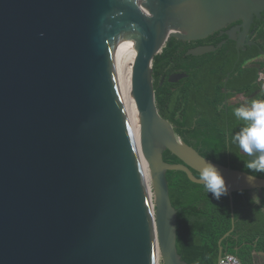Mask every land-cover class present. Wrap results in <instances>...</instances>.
<instances>
[{"label":"water","instance_id":"water-1","mask_svg":"<svg viewBox=\"0 0 264 264\" xmlns=\"http://www.w3.org/2000/svg\"><path fill=\"white\" fill-rule=\"evenodd\" d=\"M263 11L264 0H0V264H157L156 247L163 264H187L168 171L203 185L192 171L215 165L231 209L233 193L264 190V178L250 181L176 136L152 77L171 39L203 40L236 21L246 31ZM124 38L135 50L139 149L117 54ZM165 151L181 163L164 162ZM233 230L232 215L224 238Z\"/></svg>","mask_w":264,"mask_h":264},{"label":"trees","instance_id":"trees-1","mask_svg":"<svg viewBox=\"0 0 264 264\" xmlns=\"http://www.w3.org/2000/svg\"><path fill=\"white\" fill-rule=\"evenodd\" d=\"M261 28L264 38V23ZM185 50L182 42L171 39L154 58L152 77L159 115L173 126L176 136L203 158L264 178V172H253L246 167L260 153H244L234 138L249 122L234 114L228 118L225 108L219 110L215 105L210 106L207 87L214 76L211 59H205L196 68L195 57L186 58ZM226 52L225 48L219 50L222 55ZM228 70L221 75L220 81L223 82L226 72H230ZM172 73L187 77L171 84L168 77ZM243 73L238 67L231 72V76L240 77ZM223 86L216 89V95H221V103L225 99V95L222 96ZM163 161L181 163L169 151L163 153ZM192 173L199 178V173ZM166 179L171 204L177 211L176 247L181 259L187 264H217L218 242L232 229L233 215L234 230L222 240L221 246L224 255H233L245 264L242 248L264 238V231H259L264 229V190L259 201L251 197L252 191L233 193L231 209L228 194L217 201L204 185L192 183L183 172L168 171Z\"/></svg>","mask_w":264,"mask_h":264},{"label":"flooded vegetation","instance_id":"flooded-vegetation-1","mask_svg":"<svg viewBox=\"0 0 264 264\" xmlns=\"http://www.w3.org/2000/svg\"><path fill=\"white\" fill-rule=\"evenodd\" d=\"M241 23V21L233 22L203 40L179 41L186 47V58L190 57L186 54L191 49L199 47L217 48L221 45L215 51L195 57L194 65L199 68L205 59H211L214 76L209 87H207L211 100L210 106L215 105L219 110L225 108L228 118L233 115L235 108L249 107L254 100H264V38L260 32L262 30L261 25L264 23V11L261 14V20L255 17L248 30L245 31L243 27L239 29ZM223 48L227 50L224 55L219 53V50ZM238 67H241L244 72L243 76L232 77L231 72H234ZM227 69L230 72H226L227 76L222 82L220 81L221 75ZM173 74L177 73L170 75ZM163 81L164 78L161 83ZM220 85H225L222 90V96L225 95V99L222 100V103L220 102L221 95H216V89ZM201 92L199 91V93Z\"/></svg>","mask_w":264,"mask_h":264},{"label":"clouds","instance_id":"clouds-1","mask_svg":"<svg viewBox=\"0 0 264 264\" xmlns=\"http://www.w3.org/2000/svg\"><path fill=\"white\" fill-rule=\"evenodd\" d=\"M233 114L235 117L249 122L248 126L234 137L239 143V148L249 155L254 151L260 153L256 159L248 162L246 167L253 172H264V100H254L249 107H237ZM255 179L256 176L249 175L250 181ZM199 181L203 183L205 190L212 194V198L217 201L221 196L228 194L225 178L211 163H203L200 167Z\"/></svg>","mask_w":264,"mask_h":264},{"label":"bare ground","instance_id":"bare-ground-1","mask_svg":"<svg viewBox=\"0 0 264 264\" xmlns=\"http://www.w3.org/2000/svg\"><path fill=\"white\" fill-rule=\"evenodd\" d=\"M131 44L132 43L130 38L121 39L118 43L117 54H118L124 96L127 104V109L129 113L135 144L137 145L138 148L140 141L141 127H140L139 113L136 107V103L133 97V90H132V72H133V64L135 62V50ZM140 165L144 175L145 182L147 183V185H149L150 172L147 163L142 159V157L140 159ZM159 255H160L159 248L156 247L157 262L159 260Z\"/></svg>","mask_w":264,"mask_h":264},{"label":"crops","instance_id":"crops-1","mask_svg":"<svg viewBox=\"0 0 264 264\" xmlns=\"http://www.w3.org/2000/svg\"><path fill=\"white\" fill-rule=\"evenodd\" d=\"M251 197L256 201L263 198L262 192L252 191ZM264 231V229L259 230ZM242 256L246 259L245 264H264V238L257 239V242L244 246L242 248Z\"/></svg>","mask_w":264,"mask_h":264},{"label":"built area","instance_id":"built-area-1","mask_svg":"<svg viewBox=\"0 0 264 264\" xmlns=\"http://www.w3.org/2000/svg\"><path fill=\"white\" fill-rule=\"evenodd\" d=\"M220 264H241V262L235 256L226 254L223 256Z\"/></svg>","mask_w":264,"mask_h":264},{"label":"rangeland","instance_id":"rangeland-1","mask_svg":"<svg viewBox=\"0 0 264 264\" xmlns=\"http://www.w3.org/2000/svg\"><path fill=\"white\" fill-rule=\"evenodd\" d=\"M157 264H163L162 258L160 257V255H159V260H158Z\"/></svg>","mask_w":264,"mask_h":264}]
</instances>
